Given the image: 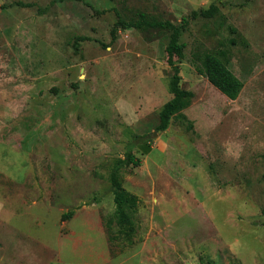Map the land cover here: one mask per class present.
Instances as JSON below:
<instances>
[{"label":"rangeland","instance_id":"obj_1","mask_svg":"<svg viewBox=\"0 0 264 264\" xmlns=\"http://www.w3.org/2000/svg\"><path fill=\"white\" fill-rule=\"evenodd\" d=\"M210 5L217 11L189 19L180 36L191 129L172 117L157 131L172 96L170 31L119 29L111 41V28L140 13L180 24ZM209 51H223L242 81L236 99L197 72ZM129 147L141 159L121 170L140 199L132 244L110 239L108 181ZM0 178L22 193L0 221L38 222L39 237L68 223L48 263H264V0H0ZM28 234L20 245L33 243ZM27 253L13 248L1 262L28 264Z\"/></svg>","mask_w":264,"mask_h":264},{"label":"trees","instance_id":"obj_2","mask_svg":"<svg viewBox=\"0 0 264 264\" xmlns=\"http://www.w3.org/2000/svg\"><path fill=\"white\" fill-rule=\"evenodd\" d=\"M18 5L31 6L32 3L17 2ZM217 11L216 6L210 5L207 9L193 10L189 17H183L180 24H174L168 20L157 21L150 20L144 13H140L136 20H124L118 18L111 28L110 35L111 41L116 37L119 29L127 28H147V27H160L170 31L169 40L165 47L167 55V63L172 70L169 81V88L172 96L161 107L158 118L159 122L155 129L163 131L167 128L169 121L172 117H177L185 122L186 129L190 130L191 125L186 122V117L182 110L186 109L193 98V92L181 88L180 83L182 77L180 75V67L177 60L181 59L184 55L185 44L180 42V36L183 29L187 26L189 19L196 18L197 16L209 17ZM224 52H205L201 59L200 65L196 66L199 74L206 77L208 82L215 87L220 93L224 94L230 100H234L239 95L243 83L234 75V73L227 67L224 61ZM141 153L146 155L150 152L151 145L149 142H143L139 148ZM141 159L137 157L132 149L129 147L124 153L123 158H117L108 174V181L113 196L114 211L112 215L113 222H116V234L112 237H122L128 244L134 242L133 236L135 235L134 214L137 211L140 199L131 191L125 189L121 184V170L124 166L140 165ZM73 211L69 210L61 215L60 220L70 218ZM53 264V263H50ZM264 264V263H262Z\"/></svg>","mask_w":264,"mask_h":264},{"label":"crops","instance_id":"obj_3","mask_svg":"<svg viewBox=\"0 0 264 264\" xmlns=\"http://www.w3.org/2000/svg\"><path fill=\"white\" fill-rule=\"evenodd\" d=\"M2 188L4 190H2ZM13 188L9 187L7 183L4 182L3 178H0V216L1 213L7 210L9 204H12L11 209L16 206L15 202L17 197L22 196V193H19L18 190ZM12 189L13 191H11ZM2 195L4 196L1 197ZM5 220L6 221H0V264H2L1 260H9L10 258L14 257L10 254H6L13 250V248L22 250V247H27V251L30 252L27 253V256L31 257L30 263L28 264H50L48 263L47 258L51 254H53V258L55 253L61 254L62 243L67 237L66 233L69 232L67 228L68 223L57 222L54 229L46 231L48 232L49 236L39 237L37 236L38 222H10L9 218ZM21 232H29L27 236L33 241V243L31 242L26 245H20L26 242L24 239H22L23 237L20 236L22 235ZM11 244H17L16 246L18 247H12ZM19 256L22 255L20 254ZM21 260H19L17 263L23 264V261ZM121 262L122 260L118 259L115 264H120Z\"/></svg>","mask_w":264,"mask_h":264}]
</instances>
